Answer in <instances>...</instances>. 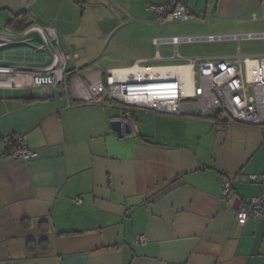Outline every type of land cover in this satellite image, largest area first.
I'll use <instances>...</instances> for the list:
<instances>
[{
	"label": "crops",
	"instance_id": "crops-1",
	"mask_svg": "<svg viewBox=\"0 0 264 264\" xmlns=\"http://www.w3.org/2000/svg\"><path fill=\"white\" fill-rule=\"evenodd\" d=\"M163 1L0 0V31L13 40L0 42V63H50L34 25L68 55L66 92L0 87V264H264V220L240 225L234 214L239 199L264 189V125L147 109L126 117L116 102L77 97L80 84L105 82L108 70L233 57L184 43L175 56L171 43L155 44L211 29L155 23L146 4ZM178 1L195 23L264 16V0ZM81 3L101 7L86 40L71 29ZM15 15L22 20L9 23ZM118 118L131 125L122 137L109 124ZM12 135L37 155L9 157Z\"/></svg>",
	"mask_w": 264,
	"mask_h": 264
},
{
	"label": "built area",
	"instance_id": "built-area-1",
	"mask_svg": "<svg viewBox=\"0 0 264 264\" xmlns=\"http://www.w3.org/2000/svg\"><path fill=\"white\" fill-rule=\"evenodd\" d=\"M146 8L155 14V23L186 22L191 11L178 0H164L160 4L148 2ZM44 46L50 52V63L34 70L22 69L10 64L0 63V87L31 88L45 93L48 89L66 92V55L58 45L55 36L38 26ZM264 37V34H246L196 37H172L155 40V44L168 42L177 46L183 42L222 39L239 40L242 38ZM0 42H13L0 31ZM158 69L160 72H156ZM131 70L128 77L122 71ZM133 72H138L135 76ZM145 72V74H141ZM121 73V74H120ZM188 78V80H186ZM78 98L90 100L101 97L100 103L116 102L129 117L134 109H147L158 114L191 115L218 119L226 117L235 123L264 125V54L242 55L237 52L233 57L189 58L185 64L144 66L134 64L129 69L108 70L105 82L101 80L80 84ZM146 95L145 98L142 96ZM218 121V120H217ZM24 135H12L6 138L11 146L6 154L11 158H32L37 155L24 143ZM253 181L257 177L252 176ZM231 179L225 176L221 180L222 200L230 207ZM77 202L79 199L76 200ZM236 222L243 225L249 218L264 220V189L256 196L239 199L234 208ZM145 238L138 236L137 243Z\"/></svg>",
	"mask_w": 264,
	"mask_h": 264
},
{
	"label": "rangeland",
	"instance_id": "rangeland-1",
	"mask_svg": "<svg viewBox=\"0 0 264 264\" xmlns=\"http://www.w3.org/2000/svg\"><path fill=\"white\" fill-rule=\"evenodd\" d=\"M205 0H192L193 4L204 2ZM82 3L78 5V11H76L75 16L71 20V29L75 33L76 40H86V34L83 30L84 27L89 29L96 26L95 16L100 11V5L96 6L94 3H89L85 6V9L82 10ZM104 8V7H103ZM196 19V17L192 16ZM207 23H195L194 20H189L188 23L184 22L185 26H207L211 27L210 31H207V34L204 35H195L206 36L212 34L213 36H229V35H246V34H264V16L259 17L258 20L250 21L248 17V22L243 23V25L238 26L239 22L237 20L231 19H221V18H210L209 16L205 17ZM253 19V18H252ZM172 23V22H169ZM179 24V22H174ZM167 24V23H165ZM163 24V25H165ZM57 37V36H56ZM193 37V36H192ZM184 44H190V46L200 45L203 46L205 51H216V53L230 54L234 56L237 52H240L242 55H255L264 53V37H253V38H242L239 40L234 39H222L218 41H189L183 42ZM229 56V55H227ZM68 60V59H67Z\"/></svg>",
	"mask_w": 264,
	"mask_h": 264
},
{
	"label": "water",
	"instance_id": "water-1",
	"mask_svg": "<svg viewBox=\"0 0 264 264\" xmlns=\"http://www.w3.org/2000/svg\"><path fill=\"white\" fill-rule=\"evenodd\" d=\"M224 119H226V117H224ZM109 124L112 130L115 131L119 137L131 132V125L129 121H124L123 119L118 118L111 120Z\"/></svg>",
	"mask_w": 264,
	"mask_h": 264
},
{
	"label": "trees",
	"instance_id": "trees-1",
	"mask_svg": "<svg viewBox=\"0 0 264 264\" xmlns=\"http://www.w3.org/2000/svg\"><path fill=\"white\" fill-rule=\"evenodd\" d=\"M22 20V17L21 16H19V15H15L14 17H12L11 19H10V21H9V23H18V22H20ZM218 118V115L217 114H213L212 116H211V118ZM9 146V148H11V146L10 145H8Z\"/></svg>",
	"mask_w": 264,
	"mask_h": 264
},
{
	"label": "bare ground",
	"instance_id": "bare-ground-1",
	"mask_svg": "<svg viewBox=\"0 0 264 264\" xmlns=\"http://www.w3.org/2000/svg\"><path fill=\"white\" fill-rule=\"evenodd\" d=\"M155 71H156V72H160V70H158V69H156ZM121 73L124 74V76L128 77L129 75L132 74V71H131V70H126V71H122ZM121 73H120V74H121ZM133 74H134L136 77L139 76L138 72H137V73H136V72H133ZM141 74L143 75V74H145V72H141ZM186 80H188V78H186ZM145 97H146V95L142 96V98H145Z\"/></svg>",
	"mask_w": 264,
	"mask_h": 264
}]
</instances>
